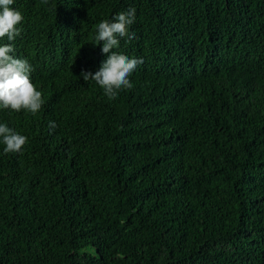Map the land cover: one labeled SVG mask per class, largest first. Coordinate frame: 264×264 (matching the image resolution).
Listing matches in <instances>:
<instances>
[{
  "label": "trees",
  "instance_id": "obj_1",
  "mask_svg": "<svg viewBox=\"0 0 264 264\" xmlns=\"http://www.w3.org/2000/svg\"><path fill=\"white\" fill-rule=\"evenodd\" d=\"M13 7L45 103L0 108L28 137L0 139V264H264V0ZM131 7L114 51L144 63L110 100L81 72L108 55L96 25Z\"/></svg>",
  "mask_w": 264,
  "mask_h": 264
},
{
  "label": "clouds",
  "instance_id": "obj_2",
  "mask_svg": "<svg viewBox=\"0 0 264 264\" xmlns=\"http://www.w3.org/2000/svg\"><path fill=\"white\" fill-rule=\"evenodd\" d=\"M15 0H0V39L6 38L9 43L0 46V108L16 112L21 110L35 116L43 107V93L37 89L31 80L33 66L27 58L14 55V41L21 35L19 25L24 20L23 13L14 8ZM136 19V9L129 8L115 15L112 20H103L96 25L95 40L102 42V52L108 54L100 68L92 73L82 71L84 81L93 80L98 84L108 99H115L118 94L131 89V75L137 67L144 63L142 58L122 54L114 49L120 45L121 38L128 41L135 39V33L129 32V27ZM50 128L56 123L50 122ZM0 139L5 145L4 153H22L28 137L10 128L6 123H0Z\"/></svg>",
  "mask_w": 264,
  "mask_h": 264
}]
</instances>
